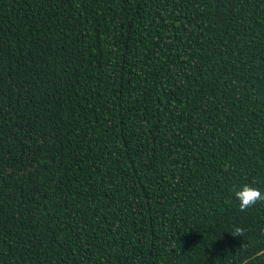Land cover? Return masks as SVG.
I'll return each instance as SVG.
<instances>
[{
	"label": "trees",
	"instance_id": "obj_1",
	"mask_svg": "<svg viewBox=\"0 0 264 264\" xmlns=\"http://www.w3.org/2000/svg\"><path fill=\"white\" fill-rule=\"evenodd\" d=\"M243 185L264 0H0V264H264Z\"/></svg>",
	"mask_w": 264,
	"mask_h": 264
},
{
	"label": "clouds",
	"instance_id": "obj_2",
	"mask_svg": "<svg viewBox=\"0 0 264 264\" xmlns=\"http://www.w3.org/2000/svg\"><path fill=\"white\" fill-rule=\"evenodd\" d=\"M235 199L239 202V210L245 212L252 208L257 202H264V193L258 188L250 185H243L239 190L234 192ZM244 230L235 228L231 234L233 237H242Z\"/></svg>",
	"mask_w": 264,
	"mask_h": 264
},
{
	"label": "water",
	"instance_id": "obj_3",
	"mask_svg": "<svg viewBox=\"0 0 264 264\" xmlns=\"http://www.w3.org/2000/svg\"><path fill=\"white\" fill-rule=\"evenodd\" d=\"M264 252V250H262V251H260V253L259 254H261V253H263ZM246 262V260L245 261H243V263H241V264H244Z\"/></svg>",
	"mask_w": 264,
	"mask_h": 264
}]
</instances>
